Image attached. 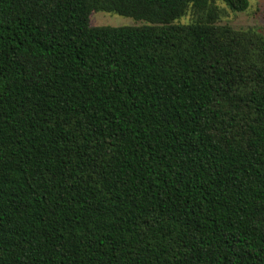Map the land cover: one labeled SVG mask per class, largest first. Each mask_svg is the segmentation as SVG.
Segmentation results:
<instances>
[{
  "label": "trees",
  "instance_id": "1",
  "mask_svg": "<svg viewBox=\"0 0 264 264\" xmlns=\"http://www.w3.org/2000/svg\"><path fill=\"white\" fill-rule=\"evenodd\" d=\"M220 15L0 0V264H264V33Z\"/></svg>",
  "mask_w": 264,
  "mask_h": 264
},
{
  "label": "rangeland",
  "instance_id": "2",
  "mask_svg": "<svg viewBox=\"0 0 264 264\" xmlns=\"http://www.w3.org/2000/svg\"><path fill=\"white\" fill-rule=\"evenodd\" d=\"M216 5L221 10V15L218 24L230 25L236 29L241 28H256L264 33V0H249V7L245 11H233L223 0H215ZM192 19L189 12L181 19V22H189ZM91 22L97 26H121L142 24V21H137L129 16H123L110 12H95L91 16Z\"/></svg>",
  "mask_w": 264,
  "mask_h": 264
}]
</instances>
